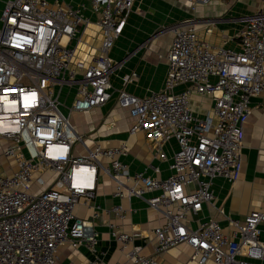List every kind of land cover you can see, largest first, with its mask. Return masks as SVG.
Wrapping results in <instances>:
<instances>
[{"label": "built area", "instance_id": "1", "mask_svg": "<svg viewBox=\"0 0 264 264\" xmlns=\"http://www.w3.org/2000/svg\"><path fill=\"white\" fill-rule=\"evenodd\" d=\"M185 1L196 9L210 0ZM134 2L85 0L75 7L62 0L4 1L0 159L9 164L0 170V264H57L66 244L96 253L94 220L77 216L76 209L94 198L101 175L115 180L117 196H138L164 215V223L153 232L155 255L188 244L198 264H264V208L242 219L226 215V225L198 217L216 199L217 178L232 187L242 178L245 124L252 98L264 93V0L243 18L237 48L213 46L192 20L165 28L173 39L164 88L145 97L118 92L117 104L133 118L131 133L144 132L162 160H168L164 145L177 141L172 174L166 179L131 174L121 159L129 151L125 142L90 147L71 121L73 112L112 100L111 75L117 63L109 53ZM85 6L99 15L103 35L100 54L90 62L78 59L72 46L88 22ZM180 85L187 89L175 93ZM193 94L213 98L206 116L192 109ZM148 192L157 194L146 198ZM112 210L124 217L123 206ZM139 235L113 231L128 263L157 264L155 255L130 248Z\"/></svg>", "mask_w": 264, "mask_h": 264}, {"label": "crops", "instance_id": "2", "mask_svg": "<svg viewBox=\"0 0 264 264\" xmlns=\"http://www.w3.org/2000/svg\"><path fill=\"white\" fill-rule=\"evenodd\" d=\"M84 1L62 0L75 7H82ZM176 1L135 0L124 30L109 53L117 63L111 75L112 100L102 107L71 114L75 129L85 137L90 147L96 143L115 147L125 142L129 151L121 159L128 164L131 174L144 172L153 178H168L172 174V157L179 149L177 141L171 140L163 147L168 160H162L159 149L144 132L131 133L133 118L117 104L120 90L145 97L164 88L173 33L163 29L189 19L195 23L200 36L213 46L237 48L243 18L254 13L260 5V0H210L209 4L199 7L193 18L186 16L182 4ZM84 16L88 22L80 28L72 46L78 59L90 62L100 54L103 35L98 24L99 15L91 7L85 6ZM208 29L212 32L208 33ZM186 89V85H180L174 91L181 93ZM191 105L196 115L204 117L212 110L214 100L211 96L193 94ZM251 107L245 124L242 178L235 187L221 178L214 181L216 199L213 204L204 205L198 216L202 220L215 218L226 225V215L242 219L250 211L264 208V93L252 98ZM154 168H159L160 172ZM5 169V163H0V170ZM115 189V180L101 175L94 198L87 205L80 202L76 209L77 216L94 220L99 234L97 252H91L86 246L73 248L66 244L60 248L57 264H130L127 251L122 250L113 236L115 229L137 232L140 235L136 236L130 248L145 256L155 255L157 241L153 232L164 223V215L151 209L146 200L138 196H117ZM156 194L148 192L145 197ZM115 206H123V218L113 212ZM96 211L98 216L93 217ZM192 256L193 249L188 244H180L155 255V258L157 264H198ZM208 264L215 263L211 261Z\"/></svg>", "mask_w": 264, "mask_h": 264}, {"label": "rangeland", "instance_id": "3", "mask_svg": "<svg viewBox=\"0 0 264 264\" xmlns=\"http://www.w3.org/2000/svg\"><path fill=\"white\" fill-rule=\"evenodd\" d=\"M4 1L5 0H0V16H1V13H2V10H3V7H4ZM85 2V1H84ZM177 3H180L179 5H181L183 8H184V10L187 12V14H186V16L188 15V16H191V17H193L194 18V14L195 13H197V11L199 10V7L202 5V4H205V3H208L209 4V2H203V3H200L197 7H196V9H193L192 8V6H190L187 2H185V1H183V0H178V1H176ZM76 7H78V6H76ZM89 7V6H88ZM90 8V7H89ZM198 16V15H197ZM189 20V19H188ZM165 29V28H164ZM163 29V30H164ZM72 100V99H71ZM64 112H66L67 113V110L66 109H64ZM81 135V134H80ZM83 136V135H82ZM0 163H5V165H8L9 164V162L8 161H5V160H3V159H0ZM35 187H37V186H35Z\"/></svg>", "mask_w": 264, "mask_h": 264}]
</instances>
